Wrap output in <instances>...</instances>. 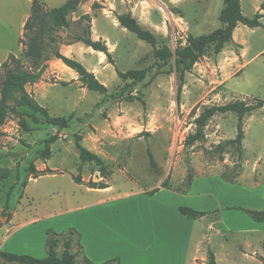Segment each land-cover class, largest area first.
I'll return each instance as SVG.
<instances>
[{"label": "rangeland", "instance_id": "obj_1", "mask_svg": "<svg viewBox=\"0 0 264 264\" xmlns=\"http://www.w3.org/2000/svg\"><path fill=\"white\" fill-rule=\"evenodd\" d=\"M34 1L52 9L68 0H0V93L6 80L2 65L11 55L26 65L31 64L23 54V22L31 15ZM94 4L99 7L93 9ZM191 4L203 13L193 31L178 28L173 16L179 17L184 12L186 15L189 11L174 7L171 0H86L78 12L71 15V27L55 32L54 48L60 50L83 35L87 24L79 19L83 12L89 11L92 18L96 17L94 40L99 36L103 41L113 42L115 48L111 59L107 57L113 70L110 69L105 78L96 77L108 88V94L90 91L82 82L67 87L75 81L64 71L61 80L56 75L46 79L52 85L50 94L57 100L47 99L42 103L52 111V116L68 117L74 110L67 129L47 125L40 113L35 114L38 119L35 122L33 112L22 107L17 108L19 114L11 113L0 127V252L42 259L47 257L48 232L65 234L73 229L81 234L80 229H83L90 237L89 246H94V256L100 259L108 255L104 250L110 252L109 248L124 241L110 238L112 227L122 221L118 215L123 209L134 207L139 230H145L147 218L156 226L157 205L147 203L143 198L150 199L151 195L144 197L142 193L161 187L167 180L170 190L162 191L159 198L169 204V223L174 220L181 232L189 228L190 221L181 217L178 210L176 217V207L215 210L228 206L226 222L235 228V233L221 229L215 214L195 221V244L205 234L197 248V264H207L210 251L218 253V264H264V234L236 233L239 229L264 232L242 211L264 210V172L256 177L261 180L260 186L255 187L253 181L254 167L264 164V108L247 115L243 121L242 160L237 146L227 145L238 134V117L234 113H219L211 118L202 129L203 138L192 146L188 144L189 137L199 130L197 118L208 107L264 100V28L250 29L242 25L236 33L238 38L245 37L249 42L250 58H254L243 75L234 77L236 61L229 59H235L238 45L226 47L225 58L211 51L186 74L178 100L180 80L173 62L164 71L152 69L147 80L137 85L120 79L117 70L127 72L152 66L155 62L153 47L120 27L114 19L110 21L100 14L106 9L116 18L137 12L141 14L142 27L159 39V47L168 45L175 50L184 45L188 35L201 36L222 27L219 15L223 0H192ZM255 5L256 0H245L243 14L253 18L257 14ZM222 58L234 70L220 67ZM53 59L48 55L46 64ZM86 59L84 66L97 63L95 57ZM55 136L57 140L51 143ZM77 144L99 156L103 163L83 162ZM149 152L154 157L155 167ZM237 164L242 166L240 170L235 169ZM189 174L192 184L196 179L200 181L186 193L191 186ZM243 175L246 176L243 178ZM76 178L84 184L77 183ZM105 178H109L112 192L101 195L87 191ZM203 195L209 199L207 206L203 204ZM130 196L138 199L135 206L126 204L124 208L118 202L96 206L101 200ZM35 216L42 221L28 225ZM185 249H180L181 257ZM63 251L64 238L61 237L57 252ZM75 252H79V247L75 246L72 253ZM77 260L82 263L81 251ZM0 264L7 263L2 260Z\"/></svg>", "mask_w": 264, "mask_h": 264}, {"label": "trees", "instance_id": "obj_2", "mask_svg": "<svg viewBox=\"0 0 264 264\" xmlns=\"http://www.w3.org/2000/svg\"><path fill=\"white\" fill-rule=\"evenodd\" d=\"M86 0H69L64 5L57 8L46 9L44 3L34 1L31 15L24 25L23 43L25 50L24 56L30 61V65L24 64L16 56L11 55L8 60L2 65L6 71V80L1 89L0 98V127L5 123L11 113L19 114L18 107L31 110L32 117L35 122L38 121L35 114L40 113L44 117L45 123L49 126L57 127L59 130H64L69 127V121L63 117H53L49 111L42 107L33 96H31L26 87L37 82L48 61V55L63 61L69 68L75 70L79 75V80L83 86L90 91H96L100 94L107 95L108 88L102 84L94 73L89 72L85 66L70 59L54 48L57 41L55 32L61 29H69L71 27L70 17L76 13L79 7ZM224 6L220 11L219 20L222 27L214 30L209 34L201 36L188 35L186 43L179 45L175 50H172L168 45L159 47V39L150 30L144 29L141 24L130 14L118 15L120 25L134 33L141 41L146 42L153 47L154 64L148 68L129 70L122 72L117 70V74L123 82H130L133 85L143 83L147 80L152 69L164 71L170 62L174 63V71L179 74L180 85L178 87L177 99L180 100L182 89L186 81V74L191 73L196 64L205 58L211 51L218 55L230 45L234 40V32L239 25L247 26L251 29L262 27L261 22L263 16L257 13L253 18L243 14L241 0H223ZM99 6L94 4L93 9ZM86 22L85 30L82 36L75 40V43L82 42L87 47L95 51L104 53L109 59L111 54L106 42L94 41L91 37V17L84 15L80 19ZM14 105V106H13ZM264 108V100H256L254 103L246 101H236L222 106L208 107L196 123L199 130L196 134L188 139L189 145H194L197 141L203 138L202 129L207 125V122L217 114L234 113L238 117L237 137L231 140L227 145L235 144L239 149V159H243L242 144L245 138L243 121L245 117L253 112ZM57 137L51 138V143L55 142ZM80 150V157L83 162H96L101 165L103 162L99 156L93 154L77 144ZM224 149V146H219ZM149 158L153 167L156 166L154 157L149 152ZM241 165L237 164L235 169L240 170ZM36 177L35 179H37ZM190 185H192V176L188 175ZM77 183L81 182L80 178H76ZM163 188H167V180L162 183ZM191 187V186H190ZM93 188L105 189L107 185L104 183L94 184ZM158 190L150 192L154 195ZM242 211L257 223H264V210L255 211L246 209ZM179 212L182 216H186L192 220H199L207 215L208 212L198 211L189 207H181ZM46 250L47 257L36 258L30 255H19L11 252H0V261L7 264H93L87 257H83L82 263L77 260L78 253L81 251L80 235L73 229L65 234H57L53 232L47 233ZM64 238V251L59 254L57 248L60 238ZM75 246L79 247V252L72 253ZM101 264H120L119 258L108 260ZM207 264H218L215 253L210 251L208 254Z\"/></svg>", "mask_w": 264, "mask_h": 264}, {"label": "crops", "instance_id": "obj_3", "mask_svg": "<svg viewBox=\"0 0 264 264\" xmlns=\"http://www.w3.org/2000/svg\"><path fill=\"white\" fill-rule=\"evenodd\" d=\"M172 1H174V2H172ZM244 1L245 0H241V5H242V3H244ZM191 2H192V0H171V3H173L174 7L185 8L186 10L189 11L188 14L185 15V12H184L183 15H180L179 17H176L173 14V12L169 13L171 15H174L173 20L176 21V24L181 31H185L184 27L187 30L191 29L193 31L195 28H197V25L200 24L199 22L203 18L202 17V14H203L202 11L197 10L195 6H192ZM80 7H79V9H80ZM255 10L257 13H259L263 16V18L261 19V22L264 24V0H256ZM90 13L91 12H89V11L83 12L79 16V19H81V17L84 15H90V17L92 19V21H91V37L94 40V33H95V27H96L97 21H96V17L92 18ZM100 14H103L110 21L112 19H114L115 23L119 24V26L122 27L118 21V18L117 17L114 18L113 12L104 9V11ZM126 14L132 15L138 22L141 23V20L139 18V15H141V14H137V12L126 13ZM120 15H122V14H120ZM29 17L30 16L28 15L26 17L25 21L23 22V28H24V25H25V23ZM180 23H182L183 26H181ZM241 26L242 25H239V27L235 30L234 40L231 43V45H238V48H239V52L235 56V59L233 57H232V59H231V57L229 58L230 60H232V62L236 61V63H235L236 69L234 72L235 73L234 77H238V76L243 75L245 73V71L250 67V65L254 59V58H250L251 49L249 47V42L245 39V37H243V38L240 36H239V38L237 37L236 33H237V31H239L241 29L240 28ZM260 28L261 27L254 28V29H260ZM192 31H191V33H192ZM100 40L103 41V38H99V36H98V37H96V40H94V41H100ZM104 42H106L111 56L114 55V53H115V48L113 46L114 43L113 42L111 43L108 40H105ZM83 45H85V44H83L82 42L73 43V44L62 46L59 51L61 52V54H63L64 56H66L70 59H74V60L78 59L79 61L78 60H76V61H78L82 64L85 63L84 59H86L87 57H95L97 60V63L95 65L91 64L90 66H88L86 64L85 68L89 72L94 73L97 78H99L100 76L102 78H105L106 74H108L107 72L110 71V69L113 70V68L111 67L112 64H110L107 61V56L104 53L99 52V51H95L90 47H88L89 49H87ZM228 46H227V48H228ZM259 54L257 56H259ZM223 55L227 56L226 48L223 50V52L218 54V57H224ZM231 56H232V54H231ZM225 60H227V59H225ZM219 64H220V67L225 68L227 71L234 70L233 67L232 66L230 67V64L225 62L223 58H222L221 63H219ZM66 69H68V70H66ZM64 71H68L67 73H69L71 75V77H72L71 79L73 81H75L73 84H71L67 87L76 86L77 84H79L81 82L79 80V75L77 74V72L75 70H73V69L69 68L67 65H65L62 60L54 58L51 62L46 64V66L44 67V69L42 71L40 79L37 82L30 84L26 87L28 93L31 96H33L34 99L39 104L46 101L47 99L57 100V97H53L54 95L50 94V89H51L50 87L52 85L47 83L46 79L51 75H56L57 78L59 80H61V78H60L61 73H63ZM102 84H104V83H102ZM62 100H67V99L63 98ZM44 103H46V102H44ZM43 105H41V106L46 108L49 111L50 115L52 116V114H51L52 111H50L47 108V105H45V104H43ZM73 111L68 113V115H67L68 117H63V116H53V117H63V118L69 119L72 116ZM254 172H256V174H253V177H255V179L253 178L254 179L253 181H254L255 187H258L261 185V180L258 181L259 179H257L258 178L257 174L259 173V175L261 176L262 172H264V164H257V166L254 167ZM245 176L246 175H243L242 177L244 178ZM109 178H105V180H103L101 182V183L106 184L107 188L100 189V188L88 187L87 191L91 192V193L95 192V193H98L101 195L112 192L113 187L109 183ZM198 181H200V180L196 179L193 182V184L191 185L189 191H187L186 193H188V192L190 193L192 191V189H194V185ZM80 184H84V183L80 182ZM166 189L170 190V188H168V187L163 188L161 185V187L151 190V191H154V190H158V191L154 195H151L149 197L150 199L143 198L147 203H155L157 205V207H156L157 213L156 214H158L157 215V219H158L157 222L158 223L156 224V226L154 227L151 223V220H149L147 218L145 226H144L145 230H139L137 228V225L135 223V216H134L136 211H134V207H131L130 209L124 207L126 204H130V205L135 206L138 199H134L132 196H130V197H123V198H113L109 201H103V200L98 201V203L96 205L98 207L103 206L105 204H109L110 202H118L119 206H123L125 208L122 210L123 213H120L118 215V217H120L122 219V221L119 224H115L114 225L115 228L112 227V229H111L112 233H111V237H110L112 240L123 239L124 241H120V243L118 245L114 246L115 249L109 248L110 252H107L108 250H104L103 253L108 254V255H106L104 257H100V259H97V257L94 256L95 254L92 251V248L94 246H92V247L89 246L90 244H89L88 240L90 237L87 235L85 230L80 229L81 234L80 233L79 234H80V240H81V246H82L81 247V253H83V257H87L93 264H101L103 262H106L108 260H112L115 258H119L120 264H197V262H196L197 248L201 245V241L204 240L205 234L200 238L198 243L195 244V227H194V225L196 224L195 221H197V220H192V219L187 218L186 216H182L179 212V209L181 207H186V206H181V207L178 206V208L176 207V214H177L176 217H178V213H179V215L181 217L188 219V221H190L189 222L190 223L189 228L187 230H184L183 232H181L180 229L178 228V226L175 224L174 220L171 223H169V218L167 216L169 204L165 200H163L162 198H159V196L163 193L162 191H164ZM151 191L144 192L142 194L145 197V195L150 194ZM124 199H127L126 201L128 203L122 202V200H124ZM202 200H203L204 206H207V204L209 202L208 197L204 196L202 198ZM96 206H94V207H96ZM189 208H191V207H189ZM192 209H194V208H192ZM226 209H228V206L222 207L220 209L218 208L215 210H205V209L201 210V209H199L198 211L209 213V215H207L204 218H208V216H210L211 214H215V216L217 218L216 221L220 224L221 229L224 228L225 230H228L229 232L235 233V231H233V230H235V228H233L231 225H229L226 222V216L228 215V212L226 211ZM177 210H178V213H177ZM195 210H197V209H195ZM158 212H160V214ZM199 220H201V219H199ZM41 221H42V219L35 216V219L30 221L27 224L28 225H34V224H37ZM255 226L257 227V229H259V228L261 230L264 229V223H257ZM148 227H150L149 230H148ZM152 227L154 228V231H152ZM209 229H211V226L209 227ZM236 233H238L240 235H242V234H249V235L264 234L263 231H261V232H245V231H242L241 229L236 231ZM184 247L186 248L185 249L186 253L184 254V257H181L180 256V249H182ZM215 256L216 257L218 256L217 252L215 253ZM255 260L261 261L258 258H256Z\"/></svg>", "mask_w": 264, "mask_h": 264}]
</instances>
